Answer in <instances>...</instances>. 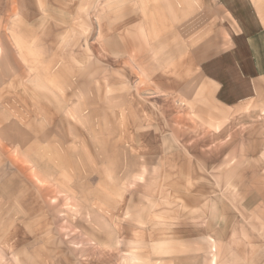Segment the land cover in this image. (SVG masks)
I'll use <instances>...</instances> for the list:
<instances>
[{
    "label": "rangeland",
    "instance_id": "rangeland-1",
    "mask_svg": "<svg viewBox=\"0 0 264 264\" xmlns=\"http://www.w3.org/2000/svg\"><path fill=\"white\" fill-rule=\"evenodd\" d=\"M170 6L0 0V264H264V84Z\"/></svg>",
    "mask_w": 264,
    "mask_h": 264
},
{
    "label": "crops",
    "instance_id": "crops-1",
    "mask_svg": "<svg viewBox=\"0 0 264 264\" xmlns=\"http://www.w3.org/2000/svg\"><path fill=\"white\" fill-rule=\"evenodd\" d=\"M173 1L169 0L170 15L177 14L181 21L187 18L188 11L192 18H198L199 10L207 8L214 11L224 6L228 15L237 20L239 33L243 37V59L246 65L242 63L244 67L241 71L264 84V21L257 20L253 14L255 11L263 14L261 11L264 9V0H180L179 6Z\"/></svg>",
    "mask_w": 264,
    "mask_h": 264
}]
</instances>
